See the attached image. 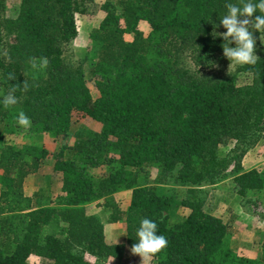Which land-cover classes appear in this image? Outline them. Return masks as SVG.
Returning a JSON list of instances; mask_svg holds the SVG:
<instances>
[{"label":"trees","instance_id":"trees-1","mask_svg":"<svg viewBox=\"0 0 264 264\" xmlns=\"http://www.w3.org/2000/svg\"><path fill=\"white\" fill-rule=\"evenodd\" d=\"M19 1L18 15L5 18L0 0V46L4 32L11 34L0 49V90L15 85L18 97L16 105L0 106V264H29L30 255L52 264H91L82 251L113 254L118 245L105 242L103 224L86 212L92 202L110 209L109 221H125L130 248L139 219H155L168 244L151 255L154 264H264V243L257 257L238 254L228 242L229 225L206 212L195 193L228 168L221 144L235 140L243 153L264 140V53L254 65H238L222 77L195 72L182 60L186 52L203 70L219 60L224 41L212 35L210 21L219 25L225 0H103L105 14L84 55L95 74L96 97L82 61L64 57V45L78 32L76 12L93 0ZM141 20L149 25L146 35L138 28ZM40 56L47 57V67L33 71L29 57ZM238 73L250 80L238 83ZM18 110L31 118L30 127L16 123ZM75 113L101 123L100 130L79 136L70 157L59 154L53 169L61 175L60 193L53 204L38 205L23 184L48 151L21 144L18 133L63 136ZM241 153L233 155V172L236 193L245 198L264 189V171L243 169ZM103 165L106 170L95 176ZM151 167L158 182L174 174L194 193L178 199L143 182ZM128 189L122 208L114 193ZM180 207L187 209L181 216Z\"/></svg>","mask_w":264,"mask_h":264},{"label":"rangeland","instance_id":"rangeland-1","mask_svg":"<svg viewBox=\"0 0 264 264\" xmlns=\"http://www.w3.org/2000/svg\"><path fill=\"white\" fill-rule=\"evenodd\" d=\"M103 0H93L84 4L75 14L77 25V35L69 43L64 45V57L66 60L78 63L82 61L85 70L87 85L91 91L92 97L98 95L94 84L95 74L90 70L87 60L84 58L85 52L91 47L89 34L91 30L98 25L105 12L101 9ZM19 0H4L1 9V15L5 18H15L19 12ZM138 28L146 35L149 31V25L146 21H139ZM250 30L255 39V54L264 53V31ZM5 31V30H4ZM226 29L221 26L219 33ZM4 43L0 49H5L11 40V34L4 32ZM126 39H131V34H127ZM235 46V42L229 44ZM182 60L188 64L191 69L198 73H207L215 76H225L235 72L237 65L231 64L227 58L220 56L219 60L211 67L203 70L194 66L187 53H183ZM250 80V75L238 73V83H246ZM101 123L89 119L86 116L75 113L70 130L63 136L54 137L48 132L30 133L21 130L18 133L16 141L26 145H39L47 149V156L41 161V165L36 172L29 173L24 179V193L33 196L36 204H53L60 193L61 175L53 169V163L61 154L63 158L72 155V147L79 136L84 135L89 130H100ZM242 144L235 140H229L218 147L221 156H228L230 164L213 183H203L195 187L197 195L202 201V207L206 212L213 213L221 217L228 225V242L230 246L238 253L249 257H257L260 254L262 244L264 243V189L255 193H249L245 198L236 193L234 182L233 167L236 160L233 155L240 154ZM240 164L243 169L256 168L264 171V140L260 139L254 144L244 148L240 155ZM106 166H99L93 171L95 176L103 173ZM149 176L143 182L155 183L163 189L174 194L178 199H184L194 192L192 187L182 185L174 181L173 175H170L164 181L158 182L156 168H149ZM131 190H121L114 193V197L120 207L125 208L130 200ZM102 201L101 199L99 202ZM109 208L103 207L92 202L86 205V212L96 216L103 224L104 240L108 244H117L118 248L113 254L98 257L87 251H82L86 260L91 264H154L152 257L142 258L138 254L131 252V248L126 241V223L124 220L111 222L108 220ZM186 208L180 207L179 215H183ZM29 264H52V261L38 256L30 255Z\"/></svg>","mask_w":264,"mask_h":264},{"label":"clouds","instance_id":"clouds-1","mask_svg":"<svg viewBox=\"0 0 264 264\" xmlns=\"http://www.w3.org/2000/svg\"><path fill=\"white\" fill-rule=\"evenodd\" d=\"M226 11L218 17L219 25L213 24V36L221 35L223 37L222 54L233 65H254L258 59L254 52L255 39L250 30L264 31V0H238L231 2L225 0ZM253 13H257L253 16ZM223 26L226 31L218 33L215 29ZM235 42V46L229 44ZM29 63L33 71H43L48 64L47 57H29ZM14 79L9 73L8 80ZM24 89L28 87L24 83ZM15 85L10 87L7 92L0 90V106L8 108L18 103ZM16 123L23 128L31 126V118L23 111L18 110L15 117ZM135 242L131 245V252L138 254L142 260L158 253L164 249L168 240L166 236L158 232V224L155 219L142 217L135 228Z\"/></svg>","mask_w":264,"mask_h":264}]
</instances>
